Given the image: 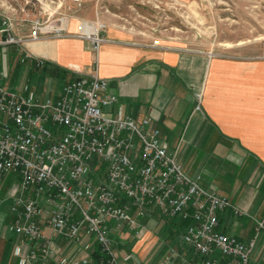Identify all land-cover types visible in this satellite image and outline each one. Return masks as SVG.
Segmentation results:
<instances>
[{
  "label": "built area",
  "instance_id": "built-area-1",
  "mask_svg": "<svg viewBox=\"0 0 264 264\" xmlns=\"http://www.w3.org/2000/svg\"><path fill=\"white\" fill-rule=\"evenodd\" d=\"M45 1H24L26 8L37 7V18L19 17L10 2L0 10V182L17 178L9 230L18 237L19 264H121L113 236L142 241L146 255L158 241L149 240L142 223L153 212L186 222L178 236L186 250L172 246L155 264H249L256 234L241 240L218 223L230 208L245 212L185 170L152 117L112 109L117 95L96 70L65 83L58 97L40 98L5 82L8 46L40 35L73 36L52 21L72 18L82 0H67L60 17L54 15L58 0ZM22 21L31 24L28 38L19 32ZM105 28L95 18L81 23L76 35L97 52L108 40ZM262 226L258 222L257 231ZM55 237L83 254L49 262ZM188 249L196 257L189 258Z\"/></svg>",
  "mask_w": 264,
  "mask_h": 264
},
{
  "label": "crops",
  "instance_id": "crops-1",
  "mask_svg": "<svg viewBox=\"0 0 264 264\" xmlns=\"http://www.w3.org/2000/svg\"><path fill=\"white\" fill-rule=\"evenodd\" d=\"M24 1L13 5L17 8L15 14L29 19L39 17L37 7L26 8ZM150 1L154 0L143 2L148 5ZM7 2L12 3L0 0V10ZM111 2H101L103 11L99 16L92 14L90 19L79 10L72 18L52 21L54 25L62 24L73 36L40 35L22 45H10L25 58L36 57L29 59L30 65L51 80L54 77L53 82L58 84L45 96H38L33 88V95L58 97L65 83L96 70L109 80L111 91L117 95L112 109L136 119L152 117L163 140L178 151L185 170L199 175L205 187L228 196L235 207L245 212L235 214L231 208L221 212L219 230L245 241L256 234L249 264H264V50L249 47L239 52L242 47L236 43L176 44L168 34L164 12L158 13L156 19L128 18L121 12L111 13ZM157 2L168 5V0ZM132 3L133 0H113L111 6L126 11L133 7ZM59 11L57 6L54 15L58 17ZM95 18L105 22L103 35L108 39L97 52L76 35L81 23ZM19 28L22 37L28 38L31 24L22 21ZM7 178L17 185L16 176ZM6 212L9 214V209ZM10 217L5 223L0 214V264H19L13 251L18 237L5 235L10 231ZM258 222L263 226L257 231ZM126 240L119 243L125 246ZM54 243L49 262L55 257L79 258L83 254L68 240L55 237ZM141 244L142 241L134 244L132 253L137 254ZM173 245L180 253L186 250L178 238ZM148 253L122 257L121 264H147ZM185 254L189 258L196 255L189 249Z\"/></svg>",
  "mask_w": 264,
  "mask_h": 264
},
{
  "label": "rangeland",
  "instance_id": "rangeland-1",
  "mask_svg": "<svg viewBox=\"0 0 264 264\" xmlns=\"http://www.w3.org/2000/svg\"><path fill=\"white\" fill-rule=\"evenodd\" d=\"M11 1L12 4L16 6L19 0ZM21 1L23 2L24 0ZM32 1L34 2L36 0ZM44 1L45 0H42V3L46 2ZM66 1L67 0L57 1L58 8L60 9V15L58 14V17L64 14ZM103 1L104 0H83V6H81L80 9H76L75 15L73 16H76L79 10L80 14L84 13L85 17L89 19L92 14L99 16L98 14L103 11L99 5ZM108 1L113 2V0ZM143 1L145 0H133V7L131 9H126V11L124 9L122 11L119 10L120 8L112 7L111 2V4H109L110 12H121V15L137 19H140L142 16L156 19L158 13L162 15L164 12L167 22L165 25L169 30L168 34H170V39L176 42V44L183 43L188 46H193L209 43H214L216 45L217 43H221V45L236 43V45L238 44L237 46L242 47L238 48L239 52H243L241 50L245 51V49L249 47H251L250 49L253 47L254 49L264 50V0H168V5L166 6L159 5L157 0L153 2L150 1L148 5L146 4L147 2ZM33 14H35V12ZM41 20H45V17H42ZM147 22L153 24L151 20ZM147 26L148 25L144 27ZM20 52L17 51L16 53L12 47H7L6 67L8 69V74L6 81L13 86L14 90L33 95V88H35L38 96H45L48 95L52 86L57 88L58 84L53 82L55 81L54 77H51V80L44 73H41L40 70L30 65L29 59L36 57L32 55V58H25L24 53ZM15 190L17 191L16 186L12 182V178H7L0 182V203L3 210L0 214L5 217V223L9 220V214H7L6 210L9 209L12 197L16 195ZM162 214L164 213L159 212L156 216ZM157 222L158 221L152 218V216H146L142 221L144 226L149 229V235L151 237L148 236V238L152 243L157 239L156 237L158 234L156 231H160L159 229L161 227ZM5 235L7 237L10 236L11 239H14L16 236L11 230L6 231ZM115 238L116 237L113 236V240L116 241L114 242V249L118 256L121 253H123L120 255L121 258L135 256V253L127 252L126 248L133 250L134 245L132 243L136 241L127 238L125 246H123L119 243L121 241ZM16 243L15 241L14 249L17 245ZM145 251V245L140 246L138 253L140 252L142 255ZM157 258L158 257H156V259ZM156 259L154 261H156ZM151 262L152 258H149L146 263L151 264Z\"/></svg>",
  "mask_w": 264,
  "mask_h": 264
},
{
  "label": "trees",
  "instance_id": "trees-1",
  "mask_svg": "<svg viewBox=\"0 0 264 264\" xmlns=\"http://www.w3.org/2000/svg\"><path fill=\"white\" fill-rule=\"evenodd\" d=\"M159 212H153L152 218L157 220V224H160V231H156L158 234V240L155 244V246L150 250L148 254L151 255L149 258H152L155 260L156 257L162 255L166 250H168L170 247H172L175 240H177L180 233L184 230V227L186 225V222L172 217H167L163 215L156 216ZM132 240V239H131ZM133 241V240H132ZM134 245V242L132 243ZM127 252H131L130 249L126 248ZM120 255V254H119ZM196 257V255H195ZM148 258V259H149ZM155 264V263H154Z\"/></svg>",
  "mask_w": 264,
  "mask_h": 264
}]
</instances>
